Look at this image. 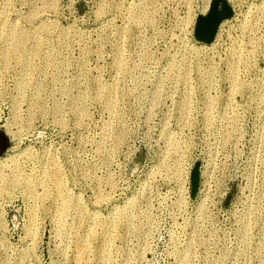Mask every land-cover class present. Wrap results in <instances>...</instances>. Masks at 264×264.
Instances as JSON below:
<instances>
[{"label": "rangeland", "instance_id": "1", "mask_svg": "<svg viewBox=\"0 0 264 264\" xmlns=\"http://www.w3.org/2000/svg\"><path fill=\"white\" fill-rule=\"evenodd\" d=\"M82 263L264 264V0H0V264Z\"/></svg>", "mask_w": 264, "mask_h": 264}, {"label": "bare ground", "instance_id": "2", "mask_svg": "<svg viewBox=\"0 0 264 264\" xmlns=\"http://www.w3.org/2000/svg\"><path fill=\"white\" fill-rule=\"evenodd\" d=\"M18 40V39H17ZM18 42H19V40H18ZM16 40H14L13 41V43H12V45H11V47H10V49H11V52L12 53H14V54H16V55H18V54H20V50H21V46L19 45V43H18ZM6 55V54H5ZM4 55V56H5ZM7 56V55H6ZM17 57V56H16ZM19 58H20V56H18ZM17 57V58H18ZM5 58V57H4ZM113 105V104H112ZM54 173V172H53ZM58 175V174H57ZM57 177V176H56ZM55 177V178H56ZM58 177H59V175H58ZM59 182V181H58ZM59 186V184H57V187ZM60 187H58V189H59ZM64 197V196H63ZM65 207H66V204L63 202V204H62V206H61V208H60V210H61V212H63L64 211V209H65ZM91 230V229H90ZM93 231V230H92ZM92 231H91V233H92ZM89 244V243H88ZM84 246H87V245H84ZM89 246V245H88ZM92 246V245H91ZM99 246V250L98 251H96V255L97 256H99L100 258H105V256H107L108 255V253L106 252V244H101V245H98ZM92 250V249H91ZM186 255V254H185ZM109 257V256H108ZM83 260V259H82ZM102 261V260H101ZM107 261V260H106ZM78 263H81V262H78ZM84 263V262H83ZM82 263V264H83ZM109 263V262H108ZM104 264V263H103Z\"/></svg>", "mask_w": 264, "mask_h": 264}, {"label": "water", "instance_id": "3", "mask_svg": "<svg viewBox=\"0 0 264 264\" xmlns=\"http://www.w3.org/2000/svg\"><path fill=\"white\" fill-rule=\"evenodd\" d=\"M211 11H214V7H212ZM210 16L207 18H199L196 23L197 36H200L201 38L205 40H210L215 31L216 21L213 22L212 25L206 31L202 30V25L205 24L206 20L209 19Z\"/></svg>", "mask_w": 264, "mask_h": 264}]
</instances>
